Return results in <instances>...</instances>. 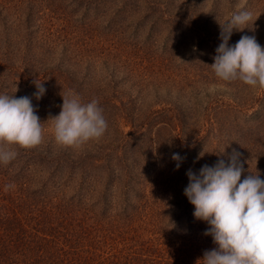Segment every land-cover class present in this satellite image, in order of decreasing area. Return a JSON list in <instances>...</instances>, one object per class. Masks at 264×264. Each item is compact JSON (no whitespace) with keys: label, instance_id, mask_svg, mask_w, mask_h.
I'll use <instances>...</instances> for the list:
<instances>
[{"label":"trees","instance_id":"obj_1","mask_svg":"<svg viewBox=\"0 0 264 264\" xmlns=\"http://www.w3.org/2000/svg\"><path fill=\"white\" fill-rule=\"evenodd\" d=\"M53 1L0 0V94L8 95V88L24 97L37 82L47 98L54 83L60 89L55 109L69 92L83 103L97 100L104 115L115 114L122 102L132 104V94L118 95L121 85L130 93L134 86L115 65L94 57L87 42L59 41L50 33ZM37 47L50 63L38 61ZM91 69L104 74L94 78L102 94L85 93ZM133 91L138 97L139 89ZM45 100H38L36 112ZM158 115L150 111L140 126ZM13 147L16 158L0 164V264H197L216 247L204 234L209 225L196 220L194 206L184 200L189 181L131 173L122 159L112 161L122 145L42 141L30 149ZM6 184L15 187L6 193Z\"/></svg>","mask_w":264,"mask_h":264},{"label":"rangeland","instance_id":"obj_2","mask_svg":"<svg viewBox=\"0 0 264 264\" xmlns=\"http://www.w3.org/2000/svg\"><path fill=\"white\" fill-rule=\"evenodd\" d=\"M51 5L57 8L49 24L54 38L87 42L94 57L115 65L126 76V84L134 86L130 93L121 85L118 94H132V104L125 101L113 110L115 114L102 113L108 128L96 142L124 146L121 154L112 156L113 163L122 159L133 174L169 176L182 184L189 169L198 173L203 165L220 159L227 165L235 151L244 169L241 180L249 173L264 179V88L224 82L211 68L221 26L241 10L252 12V19L242 31H233L229 45L242 36H255L264 49V0H55ZM37 54L39 62L50 63L48 53L39 47ZM91 73L83 86L87 96L102 92L94 78L104 74L99 69ZM58 88L51 83L54 95L46 98L45 92V102H39L44 105L36 112L43 124L42 141H56L52 118L63 104L61 98L55 109ZM6 92L18 98L17 92L8 88ZM36 92L34 87L27 95L33 107L38 104ZM150 111L159 115L142 128ZM176 153L182 158L179 169L172 160Z\"/></svg>","mask_w":264,"mask_h":264},{"label":"clouds","instance_id":"obj_3","mask_svg":"<svg viewBox=\"0 0 264 264\" xmlns=\"http://www.w3.org/2000/svg\"><path fill=\"white\" fill-rule=\"evenodd\" d=\"M252 12L233 13L221 26L220 40L214 63L216 77L224 82L240 81L251 88H264V49L255 36H242L230 46L233 31H242L252 19ZM37 100L46 89L37 83ZM63 104L54 121V137L58 144L80 147L101 139L108 128L98 101L83 103L69 92L62 96ZM40 118L29 97L0 94V164L8 165L16 158L13 146L30 149L43 140ZM240 154L233 151L226 165L223 159L215 165H203L186 173L188 185L184 195L194 206V217L209 225L204 233L211 236L215 248L207 250L197 264H264V179L248 174L239 163ZM181 157L173 154L179 169ZM14 184H6L7 193Z\"/></svg>","mask_w":264,"mask_h":264}]
</instances>
